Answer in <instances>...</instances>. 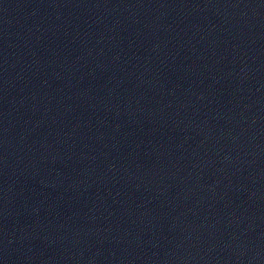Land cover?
I'll return each mask as SVG.
<instances>
[{
  "label": "water",
  "instance_id": "1",
  "mask_svg": "<svg viewBox=\"0 0 264 264\" xmlns=\"http://www.w3.org/2000/svg\"><path fill=\"white\" fill-rule=\"evenodd\" d=\"M0 264H264V0H0Z\"/></svg>",
  "mask_w": 264,
  "mask_h": 264
}]
</instances>
